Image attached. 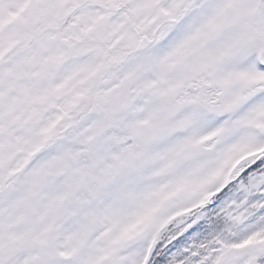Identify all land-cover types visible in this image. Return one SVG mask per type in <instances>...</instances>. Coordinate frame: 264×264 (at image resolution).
Returning a JSON list of instances; mask_svg holds the SVG:
<instances>
[{
  "label": "snow or ice",
  "instance_id": "6c2138e0",
  "mask_svg": "<svg viewBox=\"0 0 264 264\" xmlns=\"http://www.w3.org/2000/svg\"><path fill=\"white\" fill-rule=\"evenodd\" d=\"M0 264H264V0H0Z\"/></svg>",
  "mask_w": 264,
  "mask_h": 264
}]
</instances>
